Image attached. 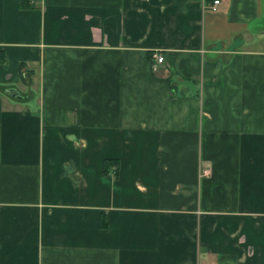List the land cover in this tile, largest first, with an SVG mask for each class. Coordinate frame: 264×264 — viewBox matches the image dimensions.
<instances>
[{"label":"crops","instance_id":"crops-1","mask_svg":"<svg viewBox=\"0 0 264 264\" xmlns=\"http://www.w3.org/2000/svg\"><path fill=\"white\" fill-rule=\"evenodd\" d=\"M30 1L0 0V264H264V0Z\"/></svg>","mask_w":264,"mask_h":264},{"label":"built area","instance_id":"built-area-1","mask_svg":"<svg viewBox=\"0 0 264 264\" xmlns=\"http://www.w3.org/2000/svg\"><path fill=\"white\" fill-rule=\"evenodd\" d=\"M194 1L204 2L205 0H194ZM219 2H220V0H213L211 2V4L209 5L210 10L216 11L217 10V5L219 4ZM152 58H153V60L155 61L156 64L163 62V56L161 54H159L158 52L153 53L152 54ZM204 173L206 174L207 172L204 171Z\"/></svg>","mask_w":264,"mask_h":264},{"label":"trees","instance_id":"trees-1","mask_svg":"<svg viewBox=\"0 0 264 264\" xmlns=\"http://www.w3.org/2000/svg\"><path fill=\"white\" fill-rule=\"evenodd\" d=\"M18 6L22 8H28L31 6L30 0H18Z\"/></svg>","mask_w":264,"mask_h":264},{"label":"rangeland","instance_id":"rangeland-1","mask_svg":"<svg viewBox=\"0 0 264 264\" xmlns=\"http://www.w3.org/2000/svg\"><path fill=\"white\" fill-rule=\"evenodd\" d=\"M17 87L21 88V84H18ZM31 87H32V90H33V89H34V91L37 90V89H36V86H35L34 83L31 85ZM27 92L29 93V92H31V91L29 90V91H27Z\"/></svg>","mask_w":264,"mask_h":264},{"label":"water","instance_id":"water-1","mask_svg":"<svg viewBox=\"0 0 264 264\" xmlns=\"http://www.w3.org/2000/svg\"><path fill=\"white\" fill-rule=\"evenodd\" d=\"M12 93V92H11Z\"/></svg>","mask_w":264,"mask_h":264}]
</instances>
